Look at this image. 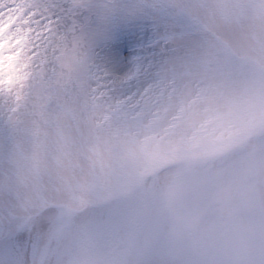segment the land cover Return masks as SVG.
<instances>
[{
  "label": "rangeland",
  "instance_id": "obj_1",
  "mask_svg": "<svg viewBox=\"0 0 264 264\" xmlns=\"http://www.w3.org/2000/svg\"><path fill=\"white\" fill-rule=\"evenodd\" d=\"M0 0V264H264V0ZM61 67V68H60Z\"/></svg>",
  "mask_w": 264,
  "mask_h": 264
},
{
  "label": "bare ground",
  "instance_id": "obj_2",
  "mask_svg": "<svg viewBox=\"0 0 264 264\" xmlns=\"http://www.w3.org/2000/svg\"><path fill=\"white\" fill-rule=\"evenodd\" d=\"M0 25H2V21H0ZM158 198H159L158 191L155 190L153 195L151 196V198H149L147 200L145 206H143L141 215L139 217V220H138V223L136 226L135 235L132 239V243H131L130 248L128 250V254L126 257L125 264H131L132 263L135 247L139 243V241H140V239H141V237L145 231V228H146V226L149 222V219L152 215V212L156 206ZM61 226H62V224H58L56 226V228L53 227L52 230H49L44 234L43 240L41 243V248L39 249V251L35 257L33 264H42L41 258H42L43 246H45V244L49 241V239L52 238V236L55 234V232L61 228Z\"/></svg>",
  "mask_w": 264,
  "mask_h": 264
},
{
  "label": "trees",
  "instance_id": "obj_3",
  "mask_svg": "<svg viewBox=\"0 0 264 264\" xmlns=\"http://www.w3.org/2000/svg\"><path fill=\"white\" fill-rule=\"evenodd\" d=\"M57 1H59V2L61 1L62 2V0H57ZM69 3H72V0H69L68 5H69Z\"/></svg>",
  "mask_w": 264,
  "mask_h": 264
}]
</instances>
